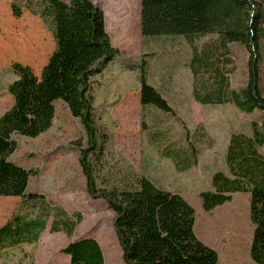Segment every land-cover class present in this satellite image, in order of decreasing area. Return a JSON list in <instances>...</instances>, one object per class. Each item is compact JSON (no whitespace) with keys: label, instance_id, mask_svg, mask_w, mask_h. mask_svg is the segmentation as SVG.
Returning a JSON list of instances; mask_svg holds the SVG:
<instances>
[{"label":"trees","instance_id":"1","mask_svg":"<svg viewBox=\"0 0 264 264\" xmlns=\"http://www.w3.org/2000/svg\"><path fill=\"white\" fill-rule=\"evenodd\" d=\"M11 1L15 17L33 6V0H26L24 6ZM38 1L37 13L53 24L55 49L40 75L30 65L17 61L12 64L17 78L7 91L14 103L0 116V197H20L21 207L31 210L38 199L42 204L33 216L15 211L0 227V254L39 242L52 216L51 232L64 230L68 236L74 232L76 223L63 209H57L54 215L42 194L28 192L30 178L38 169L25 168L10 159L18 148L16 136L37 138L47 132L56 115L55 103L62 100L84 125L86 146L80 145L79 161L87 190L91 197L105 199L114 212L124 263L218 264L219 253L198 237L196 210L181 194L158 186L146 175L137 178V187L98 186L96 167L102 163L105 150L96 122L93 77L102 74L121 54L109 33L128 48L136 47L139 19L145 37L184 36L193 44L195 36L218 34L222 47L242 43L250 51L249 82L240 90L232 89L229 73L216 68L210 86L204 85L201 91L194 85L195 100L205 105L231 103L249 114L258 110L264 113V0H141L140 17L136 0H104L105 12L94 0ZM197 61L195 51L192 62ZM199 68L192 67L194 75ZM139 81L142 108L154 106L183 123L164 94L149 81L145 60L139 68ZM259 146H264V118L261 124L253 122V136L231 135L226 155L229 173L214 172L213 189L202 191L200 196L203 209L212 211L231 201L235 192L250 193V219L254 225L250 254L257 264H264V158ZM165 149L163 155L172 158L174 151ZM190 151L174 152L172 159L179 171L198 164L196 148L191 146ZM9 209L0 200V224ZM238 217L235 211L217 218L228 219L224 221L225 229L232 234L241 227ZM62 253L70 256L69 264H106L103 248L94 237L73 240L62 248Z\"/></svg>","mask_w":264,"mask_h":264},{"label":"rangeland","instance_id":"2","mask_svg":"<svg viewBox=\"0 0 264 264\" xmlns=\"http://www.w3.org/2000/svg\"><path fill=\"white\" fill-rule=\"evenodd\" d=\"M25 1L17 0V4L24 6ZM11 2L0 0V10H3L0 12V41L5 46L7 59L0 65V115L14 103L7 91L8 85L17 78L12 63L30 65L40 75L55 49L53 24L37 13L39 1L33 0L32 9L25 8L21 17L12 14ZM94 2L105 12L104 0ZM136 3L140 4V17L141 0ZM109 35L121 54L102 74L93 77L96 122L105 150L102 163L96 167L98 186L137 187V178L146 175L162 188L183 193L196 210V233L217 250L218 264H257L250 254L254 232L250 194H243L245 201L237 196L212 211H205L200 192L209 190L214 172L229 173L226 155L231 135L253 136V122L261 124L264 113L259 110L253 114L245 113L231 103L205 105L195 100L193 93L195 84L201 91L204 85L210 86L216 68L227 71L230 87L240 90L250 79V51L242 43L222 47L218 34L195 36L193 44L184 36L145 37L140 19L136 47L128 48L113 33ZM195 51L199 61L193 63ZM143 60L149 81L164 94L183 123L154 106L142 108L139 68ZM194 65H200L196 75L192 69ZM55 105L52 127L37 138L17 135L18 148L10 159L25 168L38 169L39 172L30 178L28 192L42 194L54 215L57 209H63L76 227L71 237L64 230L51 232L52 216L39 242L7 250L0 254V264H69L70 256L62 253V248L83 237H94L100 242L106 264H125L114 228V212L105 199H95L87 190L79 161L80 145L86 146L84 125L71 114L65 102L57 100ZM191 146L197 150L198 164L179 171L173 160L174 152L190 151ZM165 147L174 151L173 159L163 155ZM258 149L264 158V146ZM0 200L10 207L0 227L15 211L33 216L42 204L38 199L37 206L31 210L25 205L21 207L23 199L20 197H0ZM241 206L246 212L239 213V231L226 236L227 241L222 236L215 238L220 220L217 217L221 215L218 210L222 212L235 207L229 212L231 214L238 212L237 208ZM203 228L209 231L208 236L202 232ZM216 244L219 249L213 246ZM241 247L246 253L244 260L239 258L237 250Z\"/></svg>","mask_w":264,"mask_h":264},{"label":"crops","instance_id":"3","mask_svg":"<svg viewBox=\"0 0 264 264\" xmlns=\"http://www.w3.org/2000/svg\"><path fill=\"white\" fill-rule=\"evenodd\" d=\"M0 12H3V10L1 11L0 10ZM1 29V28H0ZM4 49H5V46H4V44L3 43H1V41H0V65L2 64V63H6L7 62V59H6V54H5V51H4ZM13 64V63H12ZM2 114V113H1ZM1 116V115H0ZM214 174V173H213ZM213 176V175H212ZM212 176L210 177L211 178V187H209V190H212L213 189V187H212ZM157 185H158V183H156ZM159 186V185H158ZM204 191V190H203ZM199 192V191H198ZM202 192V191H201ZM200 192V193H201ZM244 193H248V192H235V193H233V198H232V200L231 201H233V199H235V197H237V196H239V197H242V200L243 201H245V198H244V196H243V194ZM184 198H186L187 199V196L186 195H184L183 193H180ZM250 194V193H249ZM249 204H251V195H250V202H249ZM233 208H235V207H232V208H226V210H222V212H219V210H218V213H220L221 215H223V214H226V213H229L231 210H233ZM221 211V210H220ZM224 211V212H223ZM237 211L239 212V213H243V211L244 212H246L245 211V209H244V207L243 206H241V207H238L237 208ZM243 215V214H242ZM244 218V217H243ZM224 221H226V219H223L222 221L221 220H219L218 222H217V225H219L218 226V228H219V230L217 231V232H215V238H217V236H218V238L220 237V236H222L223 238H224V240H226L225 238H226V236H229V235H231L229 232H227L226 231V229H225V224H226V222H224ZM210 226V225H209ZM202 230V232L205 234V235H209V231L207 230V228H203V229H201ZM209 230H211V229H209ZM206 233H205V232ZM229 234V235H228ZM202 236V238H203V240H204V236L203 235H201ZM241 236V235H240ZM71 237V236H70ZM212 237H214V236H212ZM209 238V237H208ZM207 238V239H208ZM221 238V237H220ZM206 240V239H205ZM209 240H210V238H209ZM224 240H222V242L224 241ZM220 241V239H218V242ZM227 241V240H226ZM71 242V241H70ZM69 242V243H70ZM208 242V241H207ZM68 243V244H69ZM209 244H212V243H209ZM215 248H217V249H219L220 247H219V245L218 244H216V245H213ZM237 250L239 251V258H241V259H243L244 260V258H245V255H246V253L244 252V250L242 249V247H241V249L239 250L238 248H237Z\"/></svg>","mask_w":264,"mask_h":264}]
</instances>
